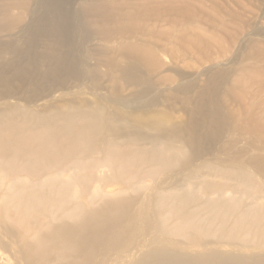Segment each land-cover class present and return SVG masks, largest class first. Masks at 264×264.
<instances>
[{
  "label": "rangeland",
  "instance_id": "rangeland-1",
  "mask_svg": "<svg viewBox=\"0 0 264 264\" xmlns=\"http://www.w3.org/2000/svg\"><path fill=\"white\" fill-rule=\"evenodd\" d=\"M56 20L71 25L76 22L79 27L71 30L68 42L59 47V54L65 58L60 67L52 59L55 37L50 22ZM127 40L132 44L155 45L161 53L157 64L153 66L123 52ZM24 51L28 53L26 58ZM41 55L44 60L39 58ZM28 58H39L36 73L28 70ZM114 59L120 62V69L112 65ZM130 64H134V71L125 73L132 72L131 75L119 74ZM70 101L103 104L104 127L123 129L125 133L118 140L125 151L142 149L147 144L151 150L152 143L166 150L174 148L166 157V166L149 163L148 173L141 171L136 180L121 177L103 185L107 193L104 200L130 197L121 225L131 230L120 243L105 240L102 244H109L110 251L104 254L103 247L89 251L87 260L68 259L69 255L53 252V264H63L66 260L73 264H100L101 261V264H135V259H140L146 251L166 247L158 242L163 239L160 230L163 233L167 230L154 218L165 215V209L156 204L149 208V228L141 221L142 201H152L159 193L171 194L172 206L180 204L186 211L195 209L197 214L198 239L170 233L165 235L168 238L165 244L170 250L245 256L239 264L260 257L264 261V199L257 210L261 215L258 223L248 222L249 230L262 231L255 239L251 236L244 241L229 242L221 233L234 228L239 218H248L256 212L247 209L253 199L245 197L234 213L226 215L217 213L207 203L213 201L208 198L217 197L209 194L211 190L199 192L202 182L209 187L230 183L204 165H210L217 157L226 160L228 156L217 150L228 147L232 140L237 141L232 152L248 148L249 153L244 154L247 158L258 153L251 146L259 145L262 149L258 153L262 157L259 164L264 167V0H0V110L13 113L23 125L21 111L14 107H28L37 112L53 107L54 114L57 107L67 106ZM144 120L162 121L163 127H143ZM186 125H191V130H186ZM173 128L183 135L182 141L162 132ZM193 129L197 137L193 136L198 139L195 143L187 139ZM129 130H141L153 137L137 138L134 148L129 143L126 146ZM137 170L135 167L132 171ZM140 178L148 179L145 186L128 189L130 182L135 184ZM256 182L252 185L259 188L257 197L261 198L264 174L258 175ZM188 186L192 187L188 189ZM89 189L88 184L79 182L74 193L85 199ZM96 200L101 202L102 197ZM91 210L92 206L88 205L85 212ZM250 210V214H243ZM58 220H53V229L60 222L77 218L63 216ZM170 223L175 222L170 220ZM114 229L113 225L108 231L102 226L101 233L111 235ZM204 232L210 235L203 236ZM0 237L1 253L5 251L14 264H22L23 256L17 247L8 244L2 249L1 244L10 242L1 228ZM129 241L132 242L128 244ZM59 242L63 249L73 244L72 240ZM122 246L135 254L115 260ZM35 255H39L37 251Z\"/></svg>",
  "mask_w": 264,
  "mask_h": 264
},
{
  "label": "bare ground",
  "instance_id": "bare-ground-1",
  "mask_svg": "<svg viewBox=\"0 0 264 264\" xmlns=\"http://www.w3.org/2000/svg\"><path fill=\"white\" fill-rule=\"evenodd\" d=\"M70 25V22L59 20L54 21V23L50 22L52 33L55 37L52 59L55 60L59 67L65 60L62 54L60 55L58 52L60 51L61 43L68 42L71 30H79L76 22ZM125 43L123 52L138 59L141 58V60L147 61L153 66L157 64L161 53L159 54L158 49L153 47L155 45L151 43L145 45L138 42H133L132 44V41L128 40ZM141 46H146L148 49ZM23 54L26 58L28 53L24 51ZM41 57L44 60L42 55L39 56V58ZM39 58H28L29 64L27 65L30 72H37V65L40 64L37 61ZM111 63L114 68H121L118 60L114 59ZM133 65L130 64L123 72L119 71V74L124 77H127L126 74L131 75L132 72H125L127 70L129 72L134 71ZM44 74L49 75V73ZM44 74L43 76H45ZM18 76H21V73ZM102 107H104L103 104L98 101L95 103L70 101L67 102V106L57 107L54 114L52 111L53 107L47 108L43 112H37L28 107H14L15 110L21 111L20 117L23 119V125L17 122V119L13 117V113L0 110V228L10 242L1 244V246L2 249L7 248L8 244H13L17 247V252L23 256L22 264H53V252L59 253L60 256L69 255L68 259L73 257V260L76 258L87 260V252L92 250L99 251L101 247L105 250H103L104 254L106 251L109 252V244L104 245L102 243L107 239V242L114 240L116 244L120 243L121 239L127 235L126 232L131 230V228L126 229L121 225L129 208L130 197L104 200V196L107 193L104 192L103 185L107 182H115L117 178L121 177L127 180H136L139 178L136 176L141 171H144V174L145 172L148 173L149 163H157L160 166L168 164L166 157L174 147L166 150V147L152 143L151 150L147 148V144L142 146L143 150L125 151V148L118 140L122 133L124 134L125 132H123V129H106L104 127L105 114ZM162 124V121L154 123L144 120L142 122L143 127L151 129H162ZM184 127L188 131L192 128L191 125ZM162 132H166L165 135L169 137L180 139L178 141L183 139V135L180 132L178 134L175 128ZM190 132L191 134L187 139L192 143L193 141L194 143L198 142L194 129ZM145 136L153 137L152 135L141 133V130H129L125 136L129 138V141H126L125 144L129 146V143L132 145L130 147L134 148L137 145V138ZM258 137L260 136L258 135ZM255 143H259V141L256 140ZM236 144L237 141L232 140L228 147L217 150L228 156L226 160L217 157L210 165L209 163L204 165L205 168L213 170L215 172L214 175L229 179L230 183L236 182L234 183L235 185L227 183L222 186L209 187L202 182L199 191L211 190L209 194L217 197L214 199L208 198L213 201H207V203L210 202L209 204L213 205L212 207L217 213L222 212L226 215L234 213L242 205V200L245 197L253 199V204L247 209H253L256 212L249 215L248 218L244 216L239 218L240 221L234 228L221 233V236H224L229 242L231 240L244 241L251 236L255 239L257 233L262 231V229H258L257 233H255L253 229L249 230L248 228L251 227L248 222L257 224L261 218L257 210L260 208L259 205L262 204L264 195L261 198L257 197L260 190L259 188L256 189V185L252 184L257 183L258 175L264 174V167L259 164L262 157L258 154L262 149H260L259 145L251 146L253 147L252 151H257L258 153L247 158L245 155L249 153L248 148H243L239 152L241 154L232 152ZM139 162L140 164H138ZM254 164L256 165L255 167L253 166ZM250 166L255 171L252 172ZM135 167L138 170L132 171ZM108 172H112V175H108ZM147 180H141L140 178V181L135 184L130 182L128 189L136 190L141 186L143 187L148 182ZM79 182L90 186L85 199L80 195L76 196L74 193ZM191 187L188 186V189ZM170 196L171 194L164 195L159 193L152 201L143 200L144 206L141 209V221H145L147 228L150 227L151 212L149 208L156 204L166 211L165 215L154 217L156 223L167 230L165 233L160 230L163 239H160L158 243L167 247L165 242H167L168 238L165 235L167 236L174 232L183 237L198 239L195 225L197 222L195 209L186 211L180 204L172 206L170 204L172 203ZM97 197H102V201L97 202ZM88 205L92 206V210L85 212ZM248 213L250 214L251 210L243 214L246 215ZM152 215L154 214L152 213ZM63 216L69 219L77 218V220L60 222L58 223L59 226L53 229V220H58L60 217L63 218ZM102 217L106 219L102 220ZM170 220L175 222L174 225L170 223ZM117 222L119 224H114ZM44 225L45 227L51 225V227L47 229L48 231H45ZM112 225L115 229L111 235L105 232L101 233L102 226L106 227L108 231ZM252 232H254L253 235ZM203 234V236L210 235L208 232ZM61 240H72V247L68 249L61 248V242H59ZM131 242L129 241L128 244ZM216 243L221 244V242ZM191 244H193L192 241ZM173 245H176V243ZM125 246L128 245L126 244ZM166 247L158 248L155 251H146L140 259H135L134 263L239 264L245 260V256L240 255L239 257L231 256V254L225 255L214 251L200 254L180 253ZM121 248L117 252L115 260L134 256L135 253L125 251L123 246ZM36 251L39 255H35ZM41 251H43L42 254ZM5 253V251L1 253L0 250V264H14L10 256ZM79 253L80 256L76 257L75 255ZM262 258L253 259L244 264H264ZM63 264H73V262L66 260Z\"/></svg>",
  "mask_w": 264,
  "mask_h": 264
}]
</instances>
